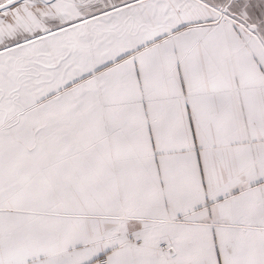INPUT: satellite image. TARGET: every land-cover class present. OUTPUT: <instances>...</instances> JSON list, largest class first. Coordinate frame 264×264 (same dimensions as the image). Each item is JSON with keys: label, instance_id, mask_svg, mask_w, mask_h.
Returning <instances> with one entry per match:
<instances>
[{"label": "snow or ice", "instance_id": "snow-or-ice-1", "mask_svg": "<svg viewBox=\"0 0 264 264\" xmlns=\"http://www.w3.org/2000/svg\"><path fill=\"white\" fill-rule=\"evenodd\" d=\"M0 264H264V0H0Z\"/></svg>", "mask_w": 264, "mask_h": 264}]
</instances>
